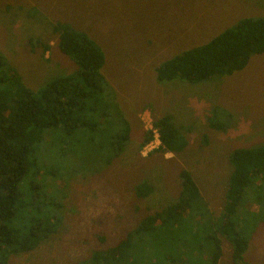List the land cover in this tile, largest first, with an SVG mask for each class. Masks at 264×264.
Here are the masks:
<instances>
[{"label":"rangeland","instance_id":"rangeland-1","mask_svg":"<svg viewBox=\"0 0 264 264\" xmlns=\"http://www.w3.org/2000/svg\"><path fill=\"white\" fill-rule=\"evenodd\" d=\"M260 15H264V0H0V50L30 89L75 69L51 30L55 21L68 22L103 49L102 73L131 126L125 150L101 171L72 176L64 184V180L56 181L63 175V165L57 174L55 159L47 166L40 161L38 175L45 190L62 193L63 220L54 235L32 251L11 255L7 264H93L88 260L94 251L113 246L143 216L177 198L180 168L191 171L209 208L218 215L231 171L229 152L264 142V53L254 54L243 69L230 75L195 83L159 82L155 69L240 18ZM30 38L48 44L49 50L31 48ZM214 106L230 113L224 129L208 124ZM166 113L186 136V148L176 154L162 153L155 133L139 147L152 129V120ZM48 136L42 152L45 158L51 157L53 148L68 152L82 148L59 128ZM79 162L86 167L80 156ZM143 180L154 190L141 199L133 187ZM242 222L244 231L251 226L245 216ZM231 253L232 245L224 240L218 264H233ZM152 257V248L140 246L122 264H154ZM244 263L264 264V222L250 237Z\"/></svg>","mask_w":264,"mask_h":264},{"label":"trees","instance_id":"trees-1","mask_svg":"<svg viewBox=\"0 0 264 264\" xmlns=\"http://www.w3.org/2000/svg\"><path fill=\"white\" fill-rule=\"evenodd\" d=\"M51 30L57 35L59 50L75 69L51 77L39 89H30L0 50V264H7L11 255L34 250L62 223V193L45 190L38 175L40 161L45 165L55 159L59 165L53 171L57 174L63 165V175L56 181L67 184L72 176L108 167L130 141V123L116 100L115 89L102 73L105 55L101 46L87 32L65 21H55ZM27 45L42 46L43 52L50 48L39 39L30 38ZM260 53H264V15L243 17L207 42L161 62L155 69L156 80L195 83L218 79L243 69ZM229 117L227 110L214 106L208 124L221 130ZM57 128L82 148L74 152L53 148L51 157L45 158L42 152L48 133ZM153 130L158 135L157 150L162 153L176 154L188 145L181 128L166 113L152 120V129L139 147L154 138ZM228 160L231 171L218 215L209 208L191 171L180 168L177 198L147 213L116 244L94 251L88 261L122 264L126 256L146 246L154 250V264H218L226 240L232 245V263L249 264L244 263V253L255 228L264 222V142L235 147ZM153 190L146 180L133 187L141 199ZM246 202L251 204L244 206ZM243 216L251 221L245 231ZM161 252L165 253L162 259Z\"/></svg>","mask_w":264,"mask_h":264},{"label":"built area","instance_id":"built-area-1","mask_svg":"<svg viewBox=\"0 0 264 264\" xmlns=\"http://www.w3.org/2000/svg\"><path fill=\"white\" fill-rule=\"evenodd\" d=\"M154 133H155V136L157 135V133L155 132V130H154ZM157 138H158V135L156 136Z\"/></svg>","mask_w":264,"mask_h":264}]
</instances>
